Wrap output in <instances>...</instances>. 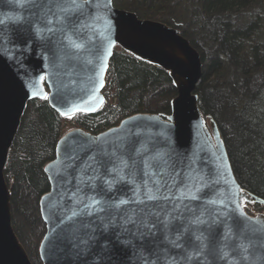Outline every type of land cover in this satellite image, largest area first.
I'll use <instances>...</instances> for the list:
<instances>
[{"label": "water", "instance_id": "1", "mask_svg": "<svg viewBox=\"0 0 264 264\" xmlns=\"http://www.w3.org/2000/svg\"><path fill=\"white\" fill-rule=\"evenodd\" d=\"M46 4L47 0H34L21 8L0 0V19L7 20L0 26V264H33L13 226L12 189L5 176L10 150L29 102L47 95L55 110L66 113L63 116L96 113L106 101V77L117 45L170 73L178 90L171 102L172 113L167 118L137 113L99 134L72 128L60 138L56 158L45 166L51 188L40 200L47 227L39 248L43 264H169L173 260L175 264H264V212L251 215L241 202L246 198V203L264 206V198L243 188L217 122L211 119L208 124L201 110L196 90L204 63L198 49L178 28L140 18L111 0L107 10L86 6L85 16L81 17L86 21L88 14L94 13L106 15L110 21L108 40L99 52L94 45L103 30L102 22L91 41L87 33H81L85 49L79 52L68 47L59 33H45L42 40L33 31L30 47L21 56L17 51L21 45L10 41L17 29L27 31L30 24L45 27L39 17ZM18 17H23L22 24L17 23ZM48 40L52 41L50 45ZM76 106L82 110H73ZM91 156L98 161L111 160L108 168L117 166V158H122L128 165L123 170L125 180L118 181L103 196L112 207L102 205L101 212L71 217V211L81 207L74 203L80 196L101 198L97 193L102 180H96L97 191L93 192L92 182L86 179L97 175L92 170L97 165L85 168L92 163ZM98 174L116 178L103 166ZM198 174L208 182L198 193L201 198L181 197L179 190L190 182V177L191 183H196ZM103 187L107 191L106 185ZM149 195L157 198L150 200ZM119 199L129 202L116 207ZM210 199L226 203L207 204ZM196 217L206 223L192 224ZM220 221L232 226L233 234L227 240ZM103 224H108L107 230ZM201 232L210 237L205 241L208 247L189 261L188 253L200 251V242L193 233ZM181 233L178 243L184 246L176 248L171 241ZM240 243L249 245L247 252L238 247ZM224 251L228 252L226 258Z\"/></svg>", "mask_w": 264, "mask_h": 264}, {"label": "trees", "instance_id": "2", "mask_svg": "<svg viewBox=\"0 0 264 264\" xmlns=\"http://www.w3.org/2000/svg\"><path fill=\"white\" fill-rule=\"evenodd\" d=\"M114 4L178 28L198 49L204 63L196 90L201 110L207 121L217 122L243 188L264 198V0ZM177 94L168 71L117 45L106 77V101L96 113L63 116L48 99L29 102L5 176L12 189L14 229L35 264H42L39 248L47 231L40 208L51 188L45 166L56 158L60 138L70 127L99 134L137 113L167 118ZM250 204V213L264 211L262 204Z\"/></svg>", "mask_w": 264, "mask_h": 264}, {"label": "snow or ice", "instance_id": "3", "mask_svg": "<svg viewBox=\"0 0 264 264\" xmlns=\"http://www.w3.org/2000/svg\"><path fill=\"white\" fill-rule=\"evenodd\" d=\"M34 0H8V3H14L17 6L23 8L27 6L28 4L33 3ZM111 0H47L46 6L42 7V14L39 17V20L41 23L45 25V27H41L39 24L36 25H29L27 31H20L17 29L14 33L15 38L10 41V43L16 45L19 44L21 47L17 50L21 56L25 54V49L30 47L29 41L33 40V31L35 33V36L40 37L42 40L45 39V33H52L56 34L59 33L61 40L66 41V44L68 47L77 50L78 52L80 50L85 49V42L83 41L81 37V33H87L88 34V40L91 41L93 36L97 35V29L100 27L101 22L103 24V30L99 32V40L94 45L96 47L97 51L101 49L103 46V42L105 40H108V32L110 30L111 24L108 20L106 15H97L94 13H90L87 16L86 21H82L81 17L85 16V8L86 6L89 8H95L97 10L103 8L104 10H107L110 8ZM17 23L22 24L23 17H18ZM7 22L6 19H0V26L4 25ZM52 43L51 40H48V44L50 45ZM2 46V45H0ZM109 47H111V44H109ZM103 71V68H101V72ZM45 77L41 76L40 80L44 81ZM103 84V81H101V85ZM33 96H36L37 93L33 92ZM47 95L44 96V99H47ZM90 97V101H91ZM73 110H82L79 108V106H76ZM90 110V109H89ZM61 115H66V113L61 112ZM107 155V153H105ZM113 156L115 153L112 154ZM89 160L92 162L91 164H86L85 168H91L93 164L97 165L96 168H93V172L97 173V175L86 177L87 180L91 181L90 184V190L93 192L97 191V185L96 180L100 179L102 180V186L100 187L97 195H99L101 198H97L96 195H85L80 196L78 199L74 201L75 204L81 205V207L78 210H72L71 211V217H76L80 214H87L92 215L93 212H101L104 210L102 205H106L108 207H112L113 204L107 200L103 199V196L107 194V192H111L114 186L117 184L118 181H124V168L128 167L126 161H124L122 158H117L119 161L117 166H113L111 168L107 167L108 163H111V160L109 161H98L96 160L95 156L89 157ZM103 166L105 168L106 173H115L116 178L115 179H108L104 176H100L99 173V167ZM130 175L134 176V173H130ZM192 178H189V183H185L184 187L180 189V195L181 197H186L190 200H199L201 197L198 195V193H202L203 190L208 186V182L205 181L203 175L198 174V180L196 183H191ZM134 181H129V183H132ZM156 184L159 185L160 181L157 180ZM103 185H106L107 191H105ZM126 186V185H125ZM138 191V186L137 189ZM77 191H80V189H77ZM151 191V190H149ZM75 195V194H74ZM157 197L154 195H149L148 199L153 200ZM87 200V202H85ZM129 201L125 199H119L115 206L119 207L120 205L127 204ZM242 203H246V198L242 199ZM207 204H225L226 202L224 200H217V199H210L206 201ZM157 215H159L157 213ZM204 215V211H201V217ZM224 216H228L227 213H222ZM241 216L244 214L241 213ZM69 217V219H71ZM201 217H196L195 219L191 220L192 224H203L206 223L204 219H201ZM101 221H103V217H100ZM165 227H167L168 218L165 217ZM213 223H217V221H213ZM220 223H223L225 232H224V238L227 240L231 237L232 233V226L227 223L226 221H220ZM103 229L107 230L108 224H103ZM188 229L185 228V231ZM181 234H177L175 240L171 241L172 244L176 248H182L184 245L182 243H178V241L181 240ZM195 240L199 241V249L200 251L196 252H190L188 253V260L191 261L194 256H200L203 253V250L208 247V244L205 243V241L209 240V236H205L204 233L195 234ZM89 239H92V237H89ZM105 239H108L105 237ZM117 240H119V237H117ZM83 243H86L83 242ZM100 243L99 241L97 242ZM123 243H127V241H124ZM250 243H254L250 241ZM248 244L240 243L238 247L242 249L244 252H247L248 250ZM103 247H107V245H103ZM223 257H228V252H223ZM244 259H247V256L243 257ZM169 264H175V261H169ZM229 264H233L232 261H229Z\"/></svg>", "mask_w": 264, "mask_h": 264}, {"label": "rangeland", "instance_id": "4", "mask_svg": "<svg viewBox=\"0 0 264 264\" xmlns=\"http://www.w3.org/2000/svg\"><path fill=\"white\" fill-rule=\"evenodd\" d=\"M208 122V124H210V122L209 121H207ZM70 129H71V127H70ZM244 207H245V209L249 212V210L248 209H251V210H253V206L250 204V202H247V203H245V205H244ZM262 212H264V211H262ZM250 213V212H249ZM257 213H260V212H253V213H250L251 215H255V214H257ZM19 218L21 219V217H20V213H18V215H17V220H19ZM31 247V246H30ZM26 248V247H25ZM27 250V249H26ZM27 252H28V250H27ZM28 254H29V252H28ZM29 256H30V254H29ZM30 258H31V256H30ZM31 260H32V258H31ZM32 262H33V260H32ZM33 264H35L34 262H33ZM42 264H43V262H42Z\"/></svg>", "mask_w": 264, "mask_h": 264}]
</instances>
